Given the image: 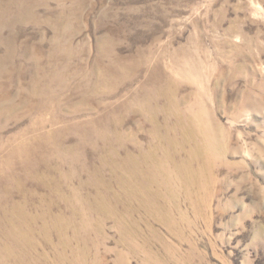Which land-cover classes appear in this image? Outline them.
<instances>
[{"label":"rangeland","instance_id":"rangeland-1","mask_svg":"<svg viewBox=\"0 0 264 264\" xmlns=\"http://www.w3.org/2000/svg\"><path fill=\"white\" fill-rule=\"evenodd\" d=\"M0 264H264V0H0Z\"/></svg>","mask_w":264,"mask_h":264},{"label":"bare ground","instance_id":"bare-ground-1","mask_svg":"<svg viewBox=\"0 0 264 264\" xmlns=\"http://www.w3.org/2000/svg\"><path fill=\"white\" fill-rule=\"evenodd\" d=\"M173 112H174L173 114L175 115V117H176V119L178 121L177 122V125H178L177 127H181V125H182V116L179 115V112H176L175 110H173ZM189 122H190V127H191L193 132L192 131H188L187 132L184 128H183V131L180 132L181 134L183 132V134L186 136V139L180 140V139L175 138L173 136V137H170V138H168L166 140L167 148L169 149L170 160H171V163L173 162V164L175 162L174 158L177 157V156L176 155H172L171 149H173L176 145L182 147L184 143L187 144L188 142H193V144L195 145V150L204 152L208 148V144H210V142H211L210 137H209V132L207 131V128L205 126V125H207V123H205V121L203 119H201L199 117H194L193 119L189 120ZM196 124H197V127L194 126ZM185 126H187L186 123H185ZM197 137H200L202 139V143L196 144V140H197L196 138ZM113 152H115V151H113ZM115 168H117L118 171H121V172L125 173L126 177L136 175L132 179L136 180V178H139L138 180H140V182H138V184L145 183L146 180L148 179V177H146L147 175L146 176H142V175H145L143 167H139V163L135 162L133 157L128 159V161L126 163L124 161L122 164H119ZM156 170L157 169H155L154 171L156 172ZM176 170L181 171L182 174H183L184 173L183 171H187V165H185L184 163H180L179 165H176ZM187 172L190 174L191 171L189 170ZM188 173H187V175H188ZM140 196H142V195H140Z\"/></svg>","mask_w":264,"mask_h":264}]
</instances>
